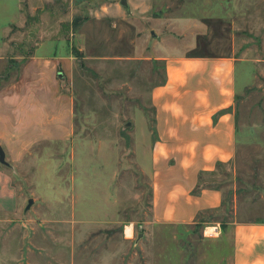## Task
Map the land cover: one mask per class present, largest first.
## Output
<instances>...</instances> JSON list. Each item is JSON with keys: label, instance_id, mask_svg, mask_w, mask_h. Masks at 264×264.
I'll return each mask as SVG.
<instances>
[{"label": "rangeland", "instance_id": "rangeland-1", "mask_svg": "<svg viewBox=\"0 0 264 264\" xmlns=\"http://www.w3.org/2000/svg\"><path fill=\"white\" fill-rule=\"evenodd\" d=\"M197 34L202 52L237 61L235 157L208 177L230 204L154 223L150 89L166 51L186 55ZM38 57L54 64L41 93L68 104L71 136L17 159L0 144L17 196L0 193L13 208L0 206V264H232L229 224L264 222V0H0V90Z\"/></svg>", "mask_w": 264, "mask_h": 264}, {"label": "crops", "instance_id": "crops-1", "mask_svg": "<svg viewBox=\"0 0 264 264\" xmlns=\"http://www.w3.org/2000/svg\"><path fill=\"white\" fill-rule=\"evenodd\" d=\"M198 35L189 40L186 51L195 47ZM169 52L161 58L162 82L150 89L154 112L151 219L165 225H189L200 213L218 212L222 207V189L205 188L197 195L192 190L199 176L212 177L218 166H229L234 160L237 61L226 55L189 58L181 50L175 55ZM53 66L49 60L35 58L25 65L18 80L0 90V144H5L13 159L27 145L71 136L68 104L63 113L62 96L54 94L53 108H47L41 93L49 86L40 76L39 81L38 72L51 71ZM2 191L16 196L12 178L0 167ZM6 201L1 195L0 206L12 210ZM229 226L231 263L264 264V222L233 221ZM219 228L214 227L216 234Z\"/></svg>", "mask_w": 264, "mask_h": 264}, {"label": "trees", "instance_id": "trees-1", "mask_svg": "<svg viewBox=\"0 0 264 264\" xmlns=\"http://www.w3.org/2000/svg\"><path fill=\"white\" fill-rule=\"evenodd\" d=\"M206 46H207V37H205L203 35H198L196 37V45H195V47L192 50H189L187 52L186 57H189V58H210V57H213L211 55H208V54L202 52V49L205 48ZM235 121H236V115H235ZM220 167H222V166H218V168H220ZM205 188L217 189V190L221 189L218 186H216L215 184H212V181H211L210 178H204L202 176H199L197 184L193 188L192 193L194 195H197V194H199L201 192L202 189H205ZM226 204H230V202L228 200H225V201L223 200L221 208H223V205H226ZM227 207H228V205H227ZM208 213L212 214V213H216V212L207 211V212L200 213L197 216V220L202 222L203 218H204L203 215L204 214H208ZM256 222L257 223H261L260 221H256Z\"/></svg>", "mask_w": 264, "mask_h": 264}, {"label": "bare ground", "instance_id": "bare-ground-1", "mask_svg": "<svg viewBox=\"0 0 264 264\" xmlns=\"http://www.w3.org/2000/svg\"><path fill=\"white\" fill-rule=\"evenodd\" d=\"M205 233L208 234V235H214L216 232H215V229L213 227H207L205 229ZM132 234V226L131 225H127L125 228H124V235L126 237L130 236Z\"/></svg>", "mask_w": 264, "mask_h": 264}, {"label": "water", "instance_id": "water-1", "mask_svg": "<svg viewBox=\"0 0 264 264\" xmlns=\"http://www.w3.org/2000/svg\"><path fill=\"white\" fill-rule=\"evenodd\" d=\"M0 163L7 165V163L5 161V154H4V151L2 150L1 146H0ZM30 203H31V201H28V206L26 207V209L29 207Z\"/></svg>", "mask_w": 264, "mask_h": 264}]
</instances>
